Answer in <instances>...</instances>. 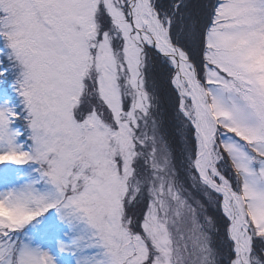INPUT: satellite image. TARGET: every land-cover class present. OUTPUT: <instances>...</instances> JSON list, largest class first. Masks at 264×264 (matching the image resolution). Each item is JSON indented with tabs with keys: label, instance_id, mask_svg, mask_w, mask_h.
I'll list each match as a JSON object with an SVG mask.
<instances>
[{
	"label": "snow or ice",
	"instance_id": "1",
	"mask_svg": "<svg viewBox=\"0 0 264 264\" xmlns=\"http://www.w3.org/2000/svg\"><path fill=\"white\" fill-rule=\"evenodd\" d=\"M0 264H264V0H0Z\"/></svg>",
	"mask_w": 264,
	"mask_h": 264
}]
</instances>
